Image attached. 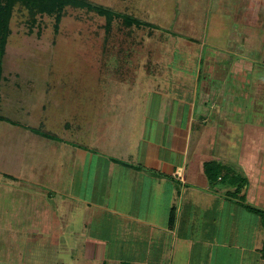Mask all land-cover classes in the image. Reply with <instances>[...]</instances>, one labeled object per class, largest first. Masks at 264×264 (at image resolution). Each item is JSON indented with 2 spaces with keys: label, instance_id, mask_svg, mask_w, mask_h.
<instances>
[{
  "label": "crops",
  "instance_id": "1",
  "mask_svg": "<svg viewBox=\"0 0 264 264\" xmlns=\"http://www.w3.org/2000/svg\"><path fill=\"white\" fill-rule=\"evenodd\" d=\"M250 8L245 2L239 14ZM248 28L253 29L248 25L234 40L243 51L255 43ZM197 50L181 53L175 71L168 66L164 71H104L99 89L104 98L110 91L112 99L75 104L62 136L48 133L62 142L51 150L46 168L34 167L46 190L30 195L38 206L58 199L61 211L51 209L52 231L45 237L38 227L30 228L26 258L48 262V252L57 253V247L42 246L54 244L47 237L58 236L77 251L73 259L79 264H224L221 253L214 261L215 251L230 241L220 222L238 203L224 195L222 181H208L203 162L226 165L223 149L215 152L213 142L223 134V121L227 129L230 121L237 131L243 128L244 87L240 71L231 69L234 58L228 64L225 53L206 54L201 71ZM242 132L239 159L249 180L243 192L264 205V127ZM44 172L47 185L39 181ZM241 258L244 264L243 253Z\"/></svg>",
  "mask_w": 264,
  "mask_h": 264
},
{
  "label": "rangeland",
  "instance_id": "2",
  "mask_svg": "<svg viewBox=\"0 0 264 264\" xmlns=\"http://www.w3.org/2000/svg\"><path fill=\"white\" fill-rule=\"evenodd\" d=\"M88 1L135 17L143 24H127L122 17L114 18L109 24L104 15L72 5L47 13L33 11L16 1L10 10L0 81V264H34L31 257L26 258L30 251V228L38 227L44 237L52 231L51 209L60 213L61 205L58 199L48 205L42 201L40 206L33 201L32 191L46 190L40 187L34 167L39 169L41 164L46 168L53 155L51 150L60 147L62 140L48 137V133L62 136V125L69 118L71 107L84 101L112 99L110 91L104 98L99 89L107 74L104 71H164L167 66L175 71L179 55L184 51L193 53L196 47L201 71L206 54L225 53L228 64L234 58L231 69L240 71L244 87L240 94L242 119L239 118L243 128L237 131L236 124L230 121L227 129L223 121L220 126L224 127L223 134L218 133L212 147L215 152L222 148L225 154L222 191L232 203L234 200L238 203L232 205L230 215L224 214L220 222L221 230L229 231L230 241L215 251L214 261L218 263L221 253L227 259L224 264H243V253L244 264H263L261 216L250 211L246 204L262 208L264 205L256 204L247 195L242 200L249 180L239 157L242 130L252 132L254 128L264 127V0ZM245 2L251 8L239 14ZM247 24L253 28L247 29L249 34L254 30L251 41L255 43L251 42V48L246 46L244 49L248 51H243L234 40ZM194 27L193 35L190 31ZM106 84L116 88L113 83ZM86 110L91 109L86 107ZM18 169L21 171L16 174ZM233 176H239L238 180L234 178L237 183L229 180ZM46 180L49 178L44 172L39 181ZM241 184L243 188L238 196L228 193ZM260 188L264 195V183ZM98 223L104 225L102 220ZM46 239L54 240V244L42 247L49 251L57 247L58 252H48L49 263L44 260L43 264H79L73 259L77 251L67 249L69 245L62 243L60 237ZM256 245L259 250H254Z\"/></svg>",
  "mask_w": 264,
  "mask_h": 264
},
{
  "label": "trees",
  "instance_id": "3",
  "mask_svg": "<svg viewBox=\"0 0 264 264\" xmlns=\"http://www.w3.org/2000/svg\"><path fill=\"white\" fill-rule=\"evenodd\" d=\"M16 1H20L22 4H24L29 9H32L33 11H38V12H47V13L59 12L64 6L72 5L76 7L86 8L100 15H104L106 17L107 23L109 24L116 17H122L124 22L127 24H135L137 26H140L143 24L141 20L135 17L125 15V14H120L112 10L111 8L95 4L88 0H0V81L2 77L1 76V72H2L1 58L4 53V46H5L6 37L8 34V19H9L10 10ZM224 168H226L225 165L218 164L215 161L203 162V171L205 175L207 176L208 181L212 184L218 181L223 182L225 178V174H222ZM236 177L238 180L239 176H236ZM236 177L235 176L229 177V180L231 181L232 184L237 183L236 182L237 180L234 179ZM243 184L239 186L236 185L233 188V190L228 191V193L232 194V196H238L243 188ZM241 197H242V200L246 198L245 191L243 192V195H241ZM242 204H246V203L243 201ZM246 207H248L250 211L255 212L256 214L261 216L262 225L264 229V208L259 207V206H252V205H249L248 203L246 204ZM172 216L173 215H171V217ZM263 233H264V230H263ZM260 251L262 253V257L264 260V234H263L262 248L260 249Z\"/></svg>",
  "mask_w": 264,
  "mask_h": 264
}]
</instances>
